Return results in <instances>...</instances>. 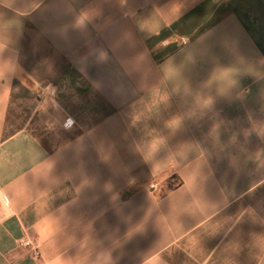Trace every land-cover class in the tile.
<instances>
[{
    "label": "crops",
    "instance_id": "obj_1",
    "mask_svg": "<svg viewBox=\"0 0 264 264\" xmlns=\"http://www.w3.org/2000/svg\"><path fill=\"white\" fill-rule=\"evenodd\" d=\"M0 264H264V0H0Z\"/></svg>",
    "mask_w": 264,
    "mask_h": 264
},
{
    "label": "built area",
    "instance_id": "obj_2",
    "mask_svg": "<svg viewBox=\"0 0 264 264\" xmlns=\"http://www.w3.org/2000/svg\"><path fill=\"white\" fill-rule=\"evenodd\" d=\"M158 182H154L153 184H151V189L153 190V189H158ZM23 246H26V247H31L32 246V243H31V241L30 240H24L22 243H21ZM34 254L37 256V255H39V252H38V250H35L34 251Z\"/></svg>",
    "mask_w": 264,
    "mask_h": 264
}]
</instances>
